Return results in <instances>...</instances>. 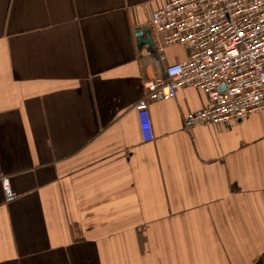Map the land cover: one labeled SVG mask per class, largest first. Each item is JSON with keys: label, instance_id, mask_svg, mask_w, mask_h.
<instances>
[{"label": "crops", "instance_id": "obj_1", "mask_svg": "<svg viewBox=\"0 0 264 264\" xmlns=\"http://www.w3.org/2000/svg\"><path fill=\"white\" fill-rule=\"evenodd\" d=\"M168 1L0 0V264H264V111L190 126L182 87L141 131Z\"/></svg>", "mask_w": 264, "mask_h": 264}, {"label": "built area", "instance_id": "obj_2", "mask_svg": "<svg viewBox=\"0 0 264 264\" xmlns=\"http://www.w3.org/2000/svg\"><path fill=\"white\" fill-rule=\"evenodd\" d=\"M150 27L160 38L150 52L159 65L172 46L188 54L145 77V95L135 105L145 140L152 138L148 104L173 99L182 87L207 96L205 106L188 116L190 126L229 125L264 111V0H171L151 14ZM1 186L5 201H14L6 178Z\"/></svg>", "mask_w": 264, "mask_h": 264}, {"label": "water", "instance_id": "obj_3", "mask_svg": "<svg viewBox=\"0 0 264 264\" xmlns=\"http://www.w3.org/2000/svg\"><path fill=\"white\" fill-rule=\"evenodd\" d=\"M135 36L137 38L138 46H145L147 50L153 52L154 50V43L151 37L150 29L145 26L143 28H136L135 29Z\"/></svg>", "mask_w": 264, "mask_h": 264}, {"label": "trees", "instance_id": "obj_4", "mask_svg": "<svg viewBox=\"0 0 264 264\" xmlns=\"http://www.w3.org/2000/svg\"><path fill=\"white\" fill-rule=\"evenodd\" d=\"M152 34H153V36H154V32L152 31Z\"/></svg>", "mask_w": 264, "mask_h": 264}]
</instances>
